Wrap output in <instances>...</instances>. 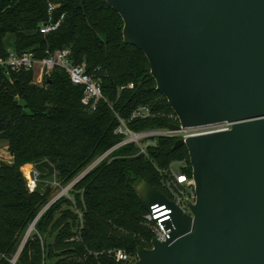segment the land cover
Segmentation results:
<instances>
[{"label": "trees", "instance_id": "trees-1", "mask_svg": "<svg viewBox=\"0 0 264 264\" xmlns=\"http://www.w3.org/2000/svg\"><path fill=\"white\" fill-rule=\"evenodd\" d=\"M51 4L57 6L53 21L64 18L44 35L40 28L50 20ZM123 28L122 17L105 0H0V58L31 51L43 59L70 50L76 65L85 63L87 73L102 78L105 98L91 111L82 103L83 87L61 69L42 84L33 71L0 69V141L12 158L0 162V264H124L109 252L136 258L138 248L150 249L154 238L137 188L146 183L168 195L165 182L174 162H186L192 174L189 152L175 149L176 138L159 137L146 154L134 144L122 146L75 183L72 200L53 204L23 244L53 193L50 185L30 192L24 166L33 165L43 181L55 177L68 186L123 140L115 134L118 117L138 133L179 123L156 89L145 54L124 43ZM141 107L152 116L132 120Z\"/></svg>", "mask_w": 264, "mask_h": 264}, {"label": "water", "instance_id": "water-1", "mask_svg": "<svg viewBox=\"0 0 264 264\" xmlns=\"http://www.w3.org/2000/svg\"><path fill=\"white\" fill-rule=\"evenodd\" d=\"M105 1L176 114L170 130L231 125L175 143L189 152L191 215L137 188L146 212L167 205L172 215L169 238L139 247L135 264H264V0Z\"/></svg>", "mask_w": 264, "mask_h": 264}, {"label": "built area", "instance_id": "built-area-1", "mask_svg": "<svg viewBox=\"0 0 264 264\" xmlns=\"http://www.w3.org/2000/svg\"><path fill=\"white\" fill-rule=\"evenodd\" d=\"M57 8L56 5L51 4L49 7V22L43 24L40 28V32L44 35L50 34L56 31L62 19L58 22H54L52 19V13ZM39 68V72H37ZM0 69H3L7 73H20L22 71H33L36 74V82L42 84L44 77L49 76L55 69H61L67 73L71 82L75 86H81L84 89L82 103L89 110L95 111L98 104L105 100L103 94L102 78L89 74L86 71V64L76 65L71 57L70 50H62L52 54H48L43 59H37L34 52L27 51L18 54L14 51H10L6 58H0ZM99 70V69H98ZM134 87L133 84L129 86L130 89ZM152 114L148 108L141 107L132 116V120L135 118L146 119L151 117ZM119 125L115 130V134L122 136L123 140L116 146L102 154L95 162H93L82 175L85 176L88 172L92 171L99 164L103 163L120 147L134 144L139 148L140 154H146V150L151 145H156V140L159 137H170L176 139L186 140L189 137L209 134L213 132L227 131L231 129L230 124H217L212 126L201 127H181L178 131H172L169 128L164 130H148L144 132H135L128 126L126 120L118 117ZM179 124V123H178ZM189 167L186 162H174L171 164L167 172V180L165 187L168 192L167 198L180 207L185 213L191 215L188 202L195 203V181L193 178V171L190 175L188 173ZM80 177V179L82 178ZM28 187L31 192H34L37 188V182L39 174L36 170H32L28 178ZM79 180V179H78ZM77 180V181H78ZM77 181L72 182L66 188L62 189L61 197H71L70 193ZM172 210L167 205H155L152 207L151 213L146 212L144 221L152 229L154 238L161 242L166 241L169 238V232L166 230L165 223L171 220ZM82 217V213H80ZM109 254L119 263L131 264V257L122 250L110 251Z\"/></svg>", "mask_w": 264, "mask_h": 264}, {"label": "rangeland", "instance_id": "rangeland-1", "mask_svg": "<svg viewBox=\"0 0 264 264\" xmlns=\"http://www.w3.org/2000/svg\"><path fill=\"white\" fill-rule=\"evenodd\" d=\"M13 42H14V36L13 35H9L7 40H6V47L8 49H11L13 47ZM39 72V68L37 70L36 73ZM12 161V158L7 150V146H6V143L4 142H1L0 141V162H3V163H10ZM35 170L34 166L33 165H26L22 168V172L24 174V176L26 177L27 179V182H28V178L32 172V170ZM87 170V169H86ZM84 170L77 178L75 181H77L78 179H80V177H82V175L84 174V172L86 171ZM42 185V186H41ZM50 185L52 188H53V193L50 197V200H49V203L41 210L39 216L34 220V222L30 225V227L28 228L27 232H26V237L24 238V241H23V244L27 241V239L36 231V225L40 219V217L53 205L55 204L59 199L58 196H60L61 192H62V189L66 188L67 186H63L61 184V182H59L55 177L51 178V179H48V180H41L40 178L38 179V182H37V188L35 190H37L38 188H45L46 186ZM28 186V185H27ZM29 189V187H28ZM30 191V189H29ZM31 192V191H30ZM70 198L69 197H65V198H68L70 200H72V195L70 194ZM62 198V197H61ZM66 209V208H65ZM71 209L78 213L79 214V217H80V213L81 211L80 210H77L76 209V206L75 204L73 203ZM60 217V216H58ZM82 218V217H80ZM149 227V226H148ZM149 229L152 231V229L149 227ZM153 233V231H152ZM53 241V240H52ZM22 248V246H21ZM152 248V247H151ZM150 248V249H151ZM138 261V256L136 258H131V264H135L136 262Z\"/></svg>", "mask_w": 264, "mask_h": 264}]
</instances>
